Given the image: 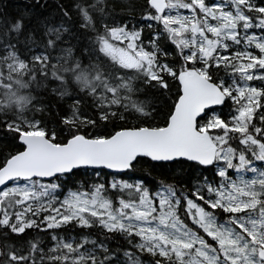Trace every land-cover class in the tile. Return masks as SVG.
Here are the masks:
<instances>
[{"label":"snow or ice","instance_id":"snow-or-ice-1","mask_svg":"<svg viewBox=\"0 0 264 264\" xmlns=\"http://www.w3.org/2000/svg\"><path fill=\"white\" fill-rule=\"evenodd\" d=\"M0 264H264V0L0 11Z\"/></svg>","mask_w":264,"mask_h":264},{"label":"trees","instance_id":"trees-1","mask_svg":"<svg viewBox=\"0 0 264 264\" xmlns=\"http://www.w3.org/2000/svg\"><path fill=\"white\" fill-rule=\"evenodd\" d=\"M28 0H0V11L16 15L18 10H23ZM147 34V30H146Z\"/></svg>","mask_w":264,"mask_h":264}]
</instances>
